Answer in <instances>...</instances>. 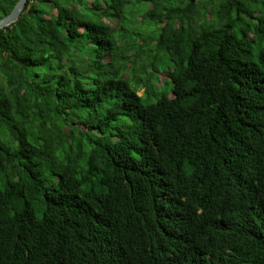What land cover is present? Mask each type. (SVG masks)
I'll list each match as a JSON object with an SVG mask.
<instances>
[{
  "label": "trees",
  "instance_id": "trees-1",
  "mask_svg": "<svg viewBox=\"0 0 264 264\" xmlns=\"http://www.w3.org/2000/svg\"><path fill=\"white\" fill-rule=\"evenodd\" d=\"M0 264H264V0H27Z\"/></svg>",
  "mask_w": 264,
  "mask_h": 264
},
{
  "label": "water",
  "instance_id": "water-1",
  "mask_svg": "<svg viewBox=\"0 0 264 264\" xmlns=\"http://www.w3.org/2000/svg\"><path fill=\"white\" fill-rule=\"evenodd\" d=\"M27 0H17L12 10L0 19V29L14 23L23 11Z\"/></svg>",
  "mask_w": 264,
  "mask_h": 264
},
{
  "label": "rangeland",
  "instance_id": "rangeland-1",
  "mask_svg": "<svg viewBox=\"0 0 264 264\" xmlns=\"http://www.w3.org/2000/svg\"><path fill=\"white\" fill-rule=\"evenodd\" d=\"M162 76V75H161ZM139 94H141V91H139Z\"/></svg>",
  "mask_w": 264,
  "mask_h": 264
}]
</instances>
